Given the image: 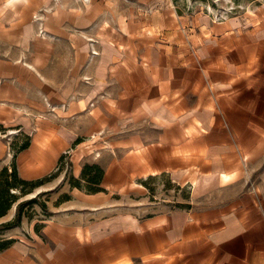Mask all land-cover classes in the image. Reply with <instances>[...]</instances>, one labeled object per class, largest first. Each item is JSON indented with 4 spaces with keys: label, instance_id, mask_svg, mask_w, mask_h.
<instances>
[{
    "label": "crops",
    "instance_id": "obj_1",
    "mask_svg": "<svg viewBox=\"0 0 264 264\" xmlns=\"http://www.w3.org/2000/svg\"><path fill=\"white\" fill-rule=\"evenodd\" d=\"M204 5L0 0L2 165L16 134L29 180L88 135L108 157L104 189L166 174L217 198L142 219L56 216L37 257L11 242L0 264H264V7L216 18Z\"/></svg>",
    "mask_w": 264,
    "mask_h": 264
},
{
    "label": "rangeland",
    "instance_id": "obj_2",
    "mask_svg": "<svg viewBox=\"0 0 264 264\" xmlns=\"http://www.w3.org/2000/svg\"><path fill=\"white\" fill-rule=\"evenodd\" d=\"M204 3V10L210 11L216 18H223L229 14L252 16L264 7V0H204ZM15 136H19L20 141L27 135ZM16 137L12 136L10 142L13 143ZM90 137L88 135L84 137L82 149L66 150L63 159L55 168L47 174L38 176L44 178V181L32 187L31 192L20 193L12 190L17 192V198L5 216L11 218L1 220L0 216V247L12 239V252L16 257L31 254L37 257L36 253H39L42 244L48 241L44 228L56 216L69 221L79 217L85 221L86 217L88 220L92 218L90 213L96 211L98 222L111 216L120 219L119 217L123 215L142 219L162 210L197 207L205 201L208 204L216 202V196L207 199L198 198L197 194L193 193L191 184L179 183L166 174L149 176L146 179L138 178L128 183L111 181L112 183L109 182L108 185L103 184L105 186L103 193L91 202L87 199V191L75 185L77 178L80 177L85 163H98L96 158H100V155L103 157L101 161H106L108 157L100 150L89 147ZM9 150L13 154V149ZM2 166L4 165L0 163V169ZM18 169L21 175L25 173L20 167ZM88 171L95 173L93 169ZM212 191L210 193L217 194V190Z\"/></svg>",
    "mask_w": 264,
    "mask_h": 264
},
{
    "label": "trees",
    "instance_id": "obj_3",
    "mask_svg": "<svg viewBox=\"0 0 264 264\" xmlns=\"http://www.w3.org/2000/svg\"><path fill=\"white\" fill-rule=\"evenodd\" d=\"M27 145H28L27 136L26 138L21 139L20 141L16 138V140L13 143H11V149H13L14 160L11 162L10 165H4L0 169V216H3L4 214L7 213L8 209L11 207L12 203L17 198V192H13L12 190L19 191L20 193H28L31 192L32 187L38 184L40 185L44 181V178H36L29 180L22 178L19 175L17 165L15 162V157L17 152L25 148ZM89 169H93L95 173L92 174L90 171H88ZM103 175H104V170L99 164L85 163L83 168L81 169L80 177L77 178L75 185L80 188H83L85 191L89 193H94L104 190V188L101 185ZM80 181H83L84 183L80 184L79 183ZM11 242L12 239H9L7 244L0 247V250L6 248Z\"/></svg>",
    "mask_w": 264,
    "mask_h": 264
}]
</instances>
